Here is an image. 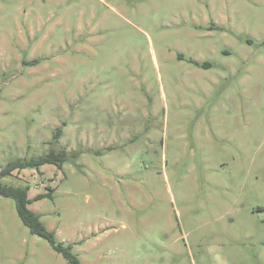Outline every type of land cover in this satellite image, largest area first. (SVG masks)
Wrapping results in <instances>:
<instances>
[{"label": "rangeland", "instance_id": "rangeland-1", "mask_svg": "<svg viewBox=\"0 0 264 264\" xmlns=\"http://www.w3.org/2000/svg\"><path fill=\"white\" fill-rule=\"evenodd\" d=\"M53 151L0 182L81 264H264V0H0V172ZM0 264L70 262L0 194Z\"/></svg>", "mask_w": 264, "mask_h": 264}, {"label": "trees", "instance_id": "trees-1", "mask_svg": "<svg viewBox=\"0 0 264 264\" xmlns=\"http://www.w3.org/2000/svg\"><path fill=\"white\" fill-rule=\"evenodd\" d=\"M60 135L61 130H58V133H56V138H59ZM66 159V151H61L58 154L53 151L51 154L39 159L24 161L19 160L10 164L0 172V181L5 177L10 176L17 168H39L45 164H57L59 167H62ZM28 192V188L6 187L0 182V194L5 197H12L16 200L18 214L23 223L31 230V232L45 238L58 253L63 254V256L69 260L70 264H81V261L71 252V248H67L62 243H60L57 240L56 233L49 230L41 221V217L28 208L27 205L30 202L28 199ZM44 196L45 195H39L37 198H44Z\"/></svg>", "mask_w": 264, "mask_h": 264}]
</instances>
